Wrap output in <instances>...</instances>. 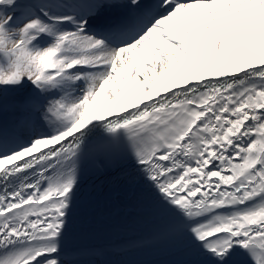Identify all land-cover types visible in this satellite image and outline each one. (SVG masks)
I'll return each mask as SVG.
<instances>
[{"label": "snow or ice", "instance_id": "1", "mask_svg": "<svg viewBox=\"0 0 264 264\" xmlns=\"http://www.w3.org/2000/svg\"><path fill=\"white\" fill-rule=\"evenodd\" d=\"M90 163L193 264H264V0H0V264H64Z\"/></svg>", "mask_w": 264, "mask_h": 264}, {"label": "bare ground", "instance_id": "2", "mask_svg": "<svg viewBox=\"0 0 264 264\" xmlns=\"http://www.w3.org/2000/svg\"><path fill=\"white\" fill-rule=\"evenodd\" d=\"M135 182L130 178L124 179L119 185H112L107 189L104 188L98 193H89L84 198H76L72 214L69 218V225H78V223H87L88 218L94 217L99 212L109 211L114 208H128L135 211L136 215L142 213L146 215H154L151 210V199L146 194L145 188L142 184L135 185ZM140 213V214H138ZM94 215V216H92ZM127 218V216H120ZM116 218V220H119ZM115 220V219H114ZM101 219H94L91 222H99ZM186 244L183 241L173 240L167 236L154 237L153 239H143V241L132 242L131 244H122L119 246H100L97 248H90V250H76L68 251L62 254L64 264H72L75 260L81 258L85 260H92V262H101L108 257L125 253H143L150 252L155 248L165 249L175 247L177 245Z\"/></svg>", "mask_w": 264, "mask_h": 264}, {"label": "rangeland", "instance_id": "3", "mask_svg": "<svg viewBox=\"0 0 264 264\" xmlns=\"http://www.w3.org/2000/svg\"><path fill=\"white\" fill-rule=\"evenodd\" d=\"M12 113H13V109L10 107L9 108V112H8V116H7V119H11L12 118ZM104 214L103 213H99L98 215L97 214H95V217H99V216H103ZM92 216H94V215H92Z\"/></svg>", "mask_w": 264, "mask_h": 264}]
</instances>
